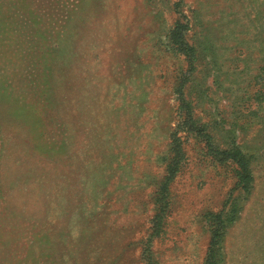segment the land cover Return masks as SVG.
I'll return each mask as SVG.
<instances>
[{
  "label": "rangeland",
  "instance_id": "rangeland-1",
  "mask_svg": "<svg viewBox=\"0 0 264 264\" xmlns=\"http://www.w3.org/2000/svg\"><path fill=\"white\" fill-rule=\"evenodd\" d=\"M183 100L215 148L248 157L250 192ZM232 202L222 264H264V0H0V264H146L148 241L158 264H204L205 215Z\"/></svg>",
  "mask_w": 264,
  "mask_h": 264
},
{
  "label": "trees",
  "instance_id": "trees-1",
  "mask_svg": "<svg viewBox=\"0 0 264 264\" xmlns=\"http://www.w3.org/2000/svg\"><path fill=\"white\" fill-rule=\"evenodd\" d=\"M188 31V23L177 22L170 33L171 45L176 48L179 54L185 56L189 62H192L194 55L196 53L194 47H192L186 41L185 34ZM183 95V94H182ZM182 97V96H181ZM183 99V98H181ZM184 108L187 114L184 119V124L195 133L203 141L206 150L214 156V158L221 163H231L235 167L236 172V187L244 192L248 193L251 190L253 178L250 170V164L248 157L243 154L241 148L236 144H232L229 148L221 150L215 148L212 143V139L206 131L200 127L198 119H196L191 113L190 101L183 100ZM182 150L181 143L178 138H173V141L168 149L167 155L163 157L162 161L166 165L165 176L162 180L155 182L154 191V202L157 205L155 208L156 216L154 221V231L153 236H158L160 233V228L162 226L163 218L168 211L169 206V186L173 182L176 174L178 173L181 164ZM235 202H232L226 209L222 210L217 214L208 213L205 215L206 221L208 223L210 232V243L207 251V256L205 258L204 264H222L223 253L221 240L227 227H229L233 221L236 219ZM143 260L146 264H158L153 259V253L150 249L149 241L143 246Z\"/></svg>",
  "mask_w": 264,
  "mask_h": 264
}]
</instances>
